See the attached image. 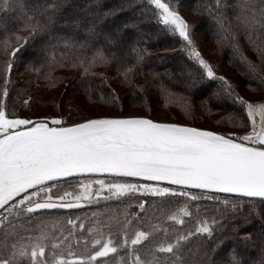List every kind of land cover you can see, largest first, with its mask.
Listing matches in <instances>:
<instances>
[{
    "label": "trees",
    "instance_id": "trees-1",
    "mask_svg": "<svg viewBox=\"0 0 264 264\" xmlns=\"http://www.w3.org/2000/svg\"><path fill=\"white\" fill-rule=\"evenodd\" d=\"M162 1L185 17L191 34L202 32L207 41L217 46L223 63L232 69L237 79L224 72L208 77L192 55L191 45L172 27L163 24L150 0H51L60 7L48 9L51 19L46 24L40 11L49 0H26L31 9L39 8L40 11L30 14L45 24L44 27L0 12V25L7 29L0 33V103L5 105L9 118L29 119L35 123L55 118L64 120L62 125H66L87 117L139 115L205 129L237 142L240 137L250 135L253 122L247 115L246 105L250 102L258 107L264 105V28L259 24L253 28L250 23L253 14L259 19L257 9H249V0H221L223 6H218L217 0ZM4 6L0 0V8ZM189 14L197 21H192ZM33 28L38 29V34L33 35ZM193 42L201 52L195 40ZM16 48L20 50L13 56ZM200 59L208 62L206 57ZM5 89L7 97L2 95ZM58 91L49 102L42 100L44 93ZM244 91L260 96L250 98ZM229 92L233 94L228 95ZM72 95L104 107L110 113L93 116L88 110H82L76 99L71 100ZM207 124L212 126L207 127ZM96 179L138 187L134 193L120 197L106 195L86 202L79 210L25 213L9 219L25 236L39 235L41 228L54 236L73 232L77 238H83L79 247L72 244L73 251L79 255L85 252L83 240L88 241V248L93 251L96 239L102 243L109 238L122 242L126 237L134 238L137 231L152 232L156 240L175 242L177 235L193 230L201 219L219 217L223 227H218L214 239L192 237L190 244L185 245L192 249L185 256L190 264H229L233 253L238 254L243 264H261L264 260V200L101 176L51 182L41 186L43 191L32 189L22 196L31 195L33 203L47 201L49 196L61 202L59 197L70 192L73 195L65 201L70 202L82 191L84 180ZM140 185L216 199L152 195L140 190ZM225 200L230 209L227 215L222 214ZM8 207L5 206L0 215H6ZM185 207L189 216L180 214ZM173 214H178L184 223L169 220ZM69 220L83 228L73 227ZM24 228L33 231H24ZM13 239L14 236L9 237L8 242ZM4 243L0 232V254H3ZM136 249L141 255L147 251L143 245ZM131 250L129 245L118 253L99 257L94 264H124L126 259L130 264L127 254Z\"/></svg>",
    "mask_w": 264,
    "mask_h": 264
},
{
    "label": "snow or ice",
    "instance_id": "snow-or-ice-1",
    "mask_svg": "<svg viewBox=\"0 0 264 264\" xmlns=\"http://www.w3.org/2000/svg\"><path fill=\"white\" fill-rule=\"evenodd\" d=\"M3 2L5 6L0 8V12L13 14L15 18L24 19L39 28L44 27L51 19L48 9L58 10L60 7L59 3L54 4L51 0L43 11L39 8L31 9L26 0ZM150 3L161 10L163 24L171 26L189 45L193 44L190 25L177 11L162 0H150ZM217 5L223 6L221 0H217ZM247 6L249 9L256 8L259 13V19L255 14L251 17V26L255 28L259 24L264 28V0H258V6L257 0H249ZM33 11H40L45 24H41L30 14ZM6 31L0 25V33ZM36 34L38 29L33 28V35ZM19 50L14 49L13 56ZM192 55L199 60L207 76L214 77L212 67L200 59V54L195 49L192 50ZM11 67L10 64L9 69ZM2 95L8 96L7 89ZM239 102L244 104L242 100ZM246 108L247 115L253 116L254 106L248 103ZM260 114L264 119V106H260ZM64 123V120L55 118L46 123L9 118L5 105L0 103V209L9 206L7 214L0 215V232L5 241L0 264H94L99 257H108L109 254L118 253L119 249H127L129 245L132 246L131 252L127 254L130 264H190L185 256L192 249L185 245L190 244L191 238L205 236L207 239H214L218 227H223L219 224V217H210L201 219L193 230L177 235L175 242L156 240L152 232L137 231L134 238L126 237L122 242L109 238L102 243L100 239H96L92 245L94 251L88 248V241L83 240L85 252L79 255L73 251L72 244L79 247L83 238H77L71 231L67 235L61 233L60 236H54L41 228L39 235L25 236L22 231L17 230L18 226L9 219L10 216L19 217L42 209L80 207L78 201L90 199L91 184L84 185L82 194L75 197L77 203L65 202L67 197L73 195L70 192L59 197L61 203L54 202L51 196L45 202L33 203L31 195H21L30 189L40 188L43 191L41 186L46 183L74 175L110 173L166 182L182 188L264 199V147L251 146L253 142L264 146V133L244 135L237 142L210 131L160 124L145 118L91 119L72 126H60ZM97 183L101 189L104 188L103 180ZM137 187L135 184H113L109 191L120 197L136 192ZM139 187L158 196L180 195L192 200L216 199L169 188H149L145 185ZM223 203L225 208L222 214L227 215L230 211L229 202L225 200ZM140 207L143 208V205ZM180 214L190 215L186 207L181 209ZM168 219L178 224L184 223L178 214H173ZM28 223H31L30 219ZM68 223L73 227L83 228V225L77 226L71 220ZM24 231L33 229L24 228ZM13 236L14 239L9 243L8 238ZM140 245L147 250L143 255L137 254L136 246ZM157 253L166 255L157 256ZM124 264H129V260L126 259ZM229 264H243V261L238 254L233 253ZM261 264H264V260Z\"/></svg>",
    "mask_w": 264,
    "mask_h": 264
},
{
    "label": "rangeland",
    "instance_id": "rangeland-1",
    "mask_svg": "<svg viewBox=\"0 0 264 264\" xmlns=\"http://www.w3.org/2000/svg\"><path fill=\"white\" fill-rule=\"evenodd\" d=\"M158 11H159L160 17H161V10L158 9ZM179 15L187 22V20L185 19L184 16H182L181 14H179ZM188 16H190L192 21H194V22L197 21V18H195L193 15L189 14ZM191 37H192V40L193 41L195 40L196 44H198V46L200 47L202 53L198 50L197 47L194 46V44H191L192 48H190V51L192 52V50L195 49V50H197L200 53V58H205L206 57L207 61H208L207 64L210 67H212L214 74H223V72H224V73H227L229 76H231V78L237 79L236 74L233 73L232 69L229 68L226 64L223 63V60H222L223 58H222L221 54L219 53V51L217 49V46L214 43H211V42L207 41L204 33H202V32H196L195 33L194 32V34H191ZM217 64H219V66H217ZM58 93H59V91L58 92H51V93H44V95L42 96V100H45V101L49 102ZM244 93H246L250 98H254V97L260 96L259 94H257V95L256 94H249V93H247L245 91H244ZM70 97H71V100L72 99H76V102H78V104H80L82 110H84V111L88 110L93 116H100V115H103V114L105 115V114L110 113L109 110H107L104 107H100V106H97V105L96 106L91 105L90 103H88L85 99H83L80 96L72 95ZM250 103L254 106L253 116H251L253 124H252V133L250 135H252L254 132L256 133V129H257V115H258V112L260 111V107H258L257 105L253 104L252 102H250ZM87 118H84V119H87ZM206 126L207 127H211L212 125L211 124H207ZM252 144H257V143L253 142ZM100 180L104 181V188L103 189H101L100 184L97 183V181H100ZM47 184H49V183H47ZM86 184H91V189H89V192L91 193V195H90V199H82V200H80V201H83L84 203L90 202V201L92 202V201L96 200L97 198L103 197V196H106V195H108V196L109 195H114L113 192L109 191V187L111 185H113V184H127V183L113 182V181H108V180H104V179L84 180L83 183H82V186H81V190L82 191L78 195L82 194V192L84 190V185H86ZM147 187L151 188V187H155V186H147ZM139 189L142 190V191H145L144 188H142V187H140ZM72 201H76L75 198H72ZM72 201H70V202H72Z\"/></svg>",
    "mask_w": 264,
    "mask_h": 264
},
{
    "label": "water",
    "instance_id": "water-1",
    "mask_svg": "<svg viewBox=\"0 0 264 264\" xmlns=\"http://www.w3.org/2000/svg\"><path fill=\"white\" fill-rule=\"evenodd\" d=\"M197 51V50H195ZM198 52V51H197ZM199 53V52H198ZM200 54V53H199ZM196 58V57H195ZM122 119V118H145V119H150L148 117H145V116H139V115H127V116H121V117H95V118H87V119H83L79 122H75V123H71V124H66V125H60L62 127H67V126H72V125H75V124H78V123H82V122H86L88 120H91V119ZM152 120L153 122L155 123H160V124H170V125H177V126H181V127H188V128H195V129H198V130H202V131H208V130H205V129H200V128H196V127H191V126H187V125H182V124H177V123H170V122H164V121H157V120H153V119H150ZM37 123H46V121H41V122H37ZM50 126H55V125H50ZM211 132V131H210ZM214 133V132H213ZM86 176H101V177H124V176H116L114 174H110V173H84V174H79V175H74L72 177H68V178H62V179H59V180H64V179H69V178H74V177H86ZM124 178H131V179H138V180H144L142 178H139V177H124ZM59 180H55V181H59ZM55 181H50L48 183H51V182H55ZM144 181H147V180H144ZM151 182H154V181H151ZM157 183H166V182H157ZM47 184V183H46ZM168 184V183H166ZM32 190V189H30ZM29 190V191H30ZM200 190V189H199ZM207 191V190H205ZM212 192V191H211ZM216 193H219V192H216ZM24 194V193H22ZM21 194V195H22ZM220 194H226V195H232V196H238V195H235V194H229V193H220ZM238 197H242V196H238ZM246 198V197H245ZM251 199H257V200H264V199H261V198H251ZM40 202H45V201H40ZM56 202V201H54ZM56 203H61V202H56ZM71 203H77V201H72ZM78 203L80 204V207H73V208H65V207H58V208H54V209H42V210H38L37 212L35 213H40V212H44V211H71V210H79V209H82L85 207V203L83 201H78ZM1 210V209H0Z\"/></svg>",
    "mask_w": 264,
    "mask_h": 264
},
{
    "label": "crops",
    "instance_id": "crops-1",
    "mask_svg": "<svg viewBox=\"0 0 264 264\" xmlns=\"http://www.w3.org/2000/svg\"><path fill=\"white\" fill-rule=\"evenodd\" d=\"M261 133H264V119H262L260 111L258 112L257 115V129H256V134L259 135Z\"/></svg>",
    "mask_w": 264,
    "mask_h": 264
}]
</instances>
